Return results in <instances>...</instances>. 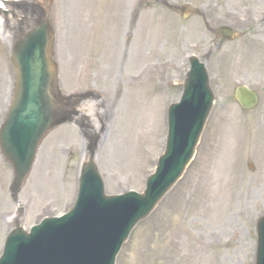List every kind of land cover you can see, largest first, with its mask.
Returning a JSON list of instances; mask_svg holds the SVG:
<instances>
[{
  "label": "rangeland",
  "instance_id": "374dc122",
  "mask_svg": "<svg viewBox=\"0 0 264 264\" xmlns=\"http://www.w3.org/2000/svg\"><path fill=\"white\" fill-rule=\"evenodd\" d=\"M31 1L45 4L55 28L61 89L98 94L79 109L96 132L103 131L97 162L109 194L145 189L165 149L167 109L182 93L188 57L199 56L210 73L216 103L195 159L134 230L118 264H255L256 223L264 215V0H87L80 29L68 10L69 0ZM164 2L199 8L210 29L227 24L239 35L219 46L202 16L183 18ZM26 8L9 19L19 25L20 17L32 11L29 4ZM103 26L112 34L110 50H104ZM11 38L8 24L0 26V125L14 85ZM238 84L258 92L256 108L238 106ZM127 100V108L137 106L138 121L124 144ZM84 125L59 126L42 142L20 193L26 229L73 205L89 143ZM12 177V166L0 150V254L17 209Z\"/></svg>",
  "mask_w": 264,
  "mask_h": 264
},
{
  "label": "water",
  "instance_id": "95a60500",
  "mask_svg": "<svg viewBox=\"0 0 264 264\" xmlns=\"http://www.w3.org/2000/svg\"><path fill=\"white\" fill-rule=\"evenodd\" d=\"M219 32L227 37L233 35L230 29H221ZM52 47L51 29L46 25L14 44L13 61L17 70V84L9 113L0 130L3 153L15 168L14 192L20 190L26 179L44 135L65 120L64 117L60 118L56 109L58 95L55 92L56 67L51 60ZM236 97L244 107L253 106L257 102L256 95L245 88H238ZM212 106L213 95L205 65L197 58H192L182 101L169 109L166 154L157 172L149 178L145 193L121 198L106 196L92 150L90 159L82 167L77 204L69 216L45 221L41 226L32 228L30 233L17 227L7 238L0 264H11V256L15 252H22L38 236H43L48 227L55 228L54 235L40 245V254L47 255L50 246L67 243L73 244L66 253L68 264H113L114 255L122 241L128 238L140 220L152 212L183 174L195 153ZM101 198L112 206L114 213L103 215L107 207L97 210L92 208ZM96 213L101 214V217H96ZM71 220L76 221V224L67 239L65 235L69 233L67 229ZM59 229H65V235ZM258 236L256 264H264V217L258 221ZM54 253L58 259L65 257ZM23 264H28V261L23 259Z\"/></svg>",
  "mask_w": 264,
  "mask_h": 264
},
{
  "label": "bare ground",
  "instance_id": "6f19581e",
  "mask_svg": "<svg viewBox=\"0 0 264 264\" xmlns=\"http://www.w3.org/2000/svg\"><path fill=\"white\" fill-rule=\"evenodd\" d=\"M69 2H70V4L68 6V10L71 12L73 21H76L77 24H79V29H80L81 16L84 17L82 14V10H84V8L87 6L88 1L87 0H69ZM0 25L1 26L3 25V21L1 18H0ZM103 27H102V30H103V36H104V43H103L104 50H110L111 46L113 45L112 34H111V31L108 28V26H106L104 28ZM122 53H123V51H122ZM122 60L124 61L123 64L127 62V54L124 55V58ZM121 64L119 63L118 67H121L122 66ZM127 105H128V100L125 102V109H126L127 115H125V117L122 119L123 122L125 121L124 125H123V131L125 128L129 129V130L125 129L127 132V137H125L122 141V143H124V144H126L129 141V139H130L129 136L134 133L132 131L136 129V125H137V121H138V119H137L138 113L136 111L137 106L135 108H133L135 103L130 104L129 107H132L131 109L129 107L127 108ZM152 117H153V121H155V118H157V112L156 111L153 112ZM81 121L91 122L83 116L81 117ZM88 125L89 124H87V126Z\"/></svg>",
  "mask_w": 264,
  "mask_h": 264
}]
</instances>
